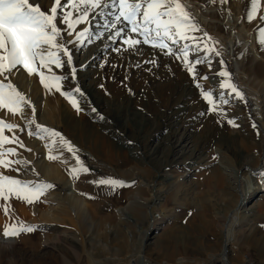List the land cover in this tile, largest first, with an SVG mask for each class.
Returning a JSON list of instances; mask_svg holds the SVG:
<instances>
[{"label": "rangeland", "instance_id": "1", "mask_svg": "<svg viewBox=\"0 0 264 264\" xmlns=\"http://www.w3.org/2000/svg\"><path fill=\"white\" fill-rule=\"evenodd\" d=\"M188 1L203 18L212 19L206 30L196 19L197 13L186 7L200 27H205L203 31L217 42L213 46L221 51L232 82L243 93L245 101L233 97L230 105L223 108L226 116H216L219 124L213 126L210 121L214 114H208L207 103L180 61L162 55L150 45L140 46L139 53L118 54L113 47L120 44L107 41V32L99 41L91 44L85 41L79 50L69 45L77 68L75 82L66 64L63 69L53 68L55 74L68 76L62 82V91L79 87L84 93L83 97L76 94L79 113L54 89L57 107L51 110L53 122H47L42 112L51 107L49 102L43 106V96L49 91L37 76L33 75L35 79L22 69L14 71L9 81L30 101L32 108L25 106L23 115H16L19 122H15L17 117L15 121L4 119L17 126L14 135L23 144V147L10 145L16 149V158L28 161L19 173L9 171L8 175L25 181H45L59 192L76 184L67 175L60 180L41 178L40 163H44L46 156H57L54 161L68 169L75 165V160L58 138L56 143H51L47 137L29 136V131H36L35 124L25 127L28 116L25 117L30 111L37 124L59 132L79 150V158L89 168L91 180L112 177L132 186L108 194L103 187L91 184L93 195L90 196L95 199H88V195L82 197L88 206L96 205L99 210L89 212L86 219L72 216L75 224L77 221L83 224L84 232L79 233L72 226L37 221V210L44 207V202L32 204L37 207L35 211L27 204L30 209L25 215L12 208L16 216L1 215L2 220L14 217L39 227L32 233L11 238L15 241L14 248H3L6 250L2 264H128L129 259L137 263L141 258L159 264L164 261L176 264L182 256L187 263L195 259L208 264H264V245L259 240L264 237V183L253 176L254 172L264 170V50L257 43L258 29L264 23L258 18L251 23L247 21L250 0H227L225 4L219 0L214 4L209 0ZM29 2L38 3L47 12L53 0ZM261 8L264 9V0ZM228 9L237 15L234 27L222 24ZM98 23L97 18L91 25L77 26V30L89 26L96 31ZM242 28L247 39L254 36L263 59L255 58L248 43L243 44L233 36ZM194 35L203 39L202 32ZM65 39H68L66 33ZM152 59L157 61L155 65L146 63ZM220 59L213 54L211 69L207 64L196 66L199 76L208 77L199 81L204 89H215L217 95L220 78L215 73L220 71ZM144 65L150 71H143ZM240 71L248 76L238 78L236 72ZM243 84L253 90L252 96L240 87ZM179 97L182 100L177 102ZM201 112L204 115H199ZM65 115L74 120L73 126L67 124ZM229 119L238 126L229 125ZM230 135L236 139L231 141ZM242 141L256 143L258 149L246 151ZM49 143L50 148H46ZM98 144L106 145L124 164L116 166L118 161L108 164L96 157L93 151ZM214 170L223 181L222 192L213 185H200L204 176ZM81 185L79 179L75 189ZM78 189L84 193L83 188ZM201 197L205 209L200 203ZM119 210L124 213L121 220L117 215ZM104 221L113 226L105 230ZM228 226L236 233V239L224 251L223 230ZM171 247L175 254L170 258L165 252ZM222 255L227 256V261H222Z\"/></svg>", "mask_w": 264, "mask_h": 264}, {"label": "snow or ice", "instance_id": "2", "mask_svg": "<svg viewBox=\"0 0 264 264\" xmlns=\"http://www.w3.org/2000/svg\"><path fill=\"white\" fill-rule=\"evenodd\" d=\"M209 2L214 4L216 0ZM219 2L225 4L227 0ZM258 12L261 13L259 16ZM97 18L99 23L96 25V31H92L89 26L77 30V26L91 25ZM257 18L264 23L261 0H250L247 21L251 23ZM105 32L107 41H111L113 45L120 44V47H113V51L118 54L139 53L140 46L150 45L162 55L180 61L192 77L194 87L200 90L201 98L207 103L208 114L223 118L226 116L223 108L230 105L233 97L245 101L243 93L232 82L221 51L213 46L217 42L203 31L181 0H53L47 12L42 11L38 3H30L29 0H0V77L3 78L0 81V109H6L13 115H23L25 106L32 108L30 101L9 81L14 71L23 69L29 76H37L46 91L55 89L59 92L79 113L81 108L76 94L83 97L84 93L79 87L62 91V82L67 80L68 76L55 74L53 68L63 69L66 64L72 81L75 82L77 68L74 66L69 45L79 50L85 41L91 44L104 38ZM201 32L203 39L194 35ZM65 33L68 39H65ZM257 43L261 45V50H264V26L258 29ZM213 54L221 57L220 71L215 73L220 78L218 95L215 89H204L199 81L207 80L208 77L199 76L196 71V66L201 64H207L211 69ZM191 55L196 58L190 59ZM146 63L155 65L157 61L152 59ZM32 110L34 113L35 109ZM92 111L96 110L93 108ZM217 122L219 123V120ZM227 123L233 127L238 126L233 119L227 120ZM32 124H35L36 131H29V136L36 135L39 139L47 137L51 143H56L58 138L60 145L72 154L75 165L67 170L70 179L76 181L82 174L89 173V168L79 158V150L59 132L42 127L34 118L29 119L25 127ZM255 127L253 124V128ZM16 128V125L0 119V202H3L0 206L3 207L5 216H10V200L16 199L32 205L43 202L41 198L54 188L45 181H25L6 174L9 171L19 173L20 167L28 164V161L16 158V149L8 146L17 144L23 147L14 134L5 135V132L13 133ZM51 143L45 147L50 148ZM48 159L56 160L58 157L49 155ZM33 172L35 173V169ZM253 176L264 183V170L254 172ZM89 183L97 188L103 187L108 194L132 186L112 177L98 178ZM87 198L95 199L93 196ZM38 227L18 219H10L3 225L2 234L5 238H18L22 234L34 232Z\"/></svg>", "mask_w": 264, "mask_h": 264}, {"label": "bare ground", "instance_id": "3", "mask_svg": "<svg viewBox=\"0 0 264 264\" xmlns=\"http://www.w3.org/2000/svg\"><path fill=\"white\" fill-rule=\"evenodd\" d=\"M46 3L48 4V3H50V1H47ZM183 3L186 5L187 8H191L193 11H195V13H197L196 15L199 18H196V19L199 21L200 25H202V24L205 25L206 30H207L208 25L213 22V21H211L212 19L210 20V19H207V18H203L202 15L194 8L193 3H191L190 1L183 0ZM227 11L228 12L226 13V17L224 18L222 24H224L226 26L229 25L230 27H234V22L236 20L237 15H234L235 13L234 14L231 13V11L229 9ZM205 27H204V29H205ZM206 30H204V31H206ZM234 34H235V37L237 38V41H241L243 44H245L246 42L248 43L247 45H249L250 48L253 50L252 52L254 53V57L255 58H257V59L258 58L259 59H263V56L260 53H258V51H257L256 41H255V38H254L253 35H251V37L247 39V37L245 36L246 35L245 32H243V28L242 29H239V30H236L233 33V36H234ZM242 34L244 35V37H243ZM245 37H246V39H245ZM132 54H135V53H132ZM257 65L258 64H256V66ZM144 67H145V69H143V71H150V69H151V68H148V66H146V65H144ZM22 71H23V69H22ZM240 72H242V71H240ZM23 73H25V72L23 71ZM147 74H146V76H148ZM236 76L238 78H243L244 76L247 77L248 75H246L244 72H242V73L236 72ZM240 87L245 91V93L249 94V97L252 96V94H253L252 91L253 90H251L247 85L243 84ZM27 90H29V89H27ZM55 94H54V89H52L50 92H46L45 93V96H43V99H45V104H43V106H47L48 105V102H49L50 103V107H51V109L48 107V108H46L45 111L42 112V115H43L44 120H46L49 123H52L53 122L52 120H53V117L54 116H52L53 115L52 111L57 107L56 106V102L54 100V95ZM181 98L182 97H179L177 102H179L180 100H182ZM173 115H176V114H173ZM27 116H28V118H27ZM216 116L217 115L214 114V116L212 117V119L210 121L211 124H213V126L216 125V124H219L217 122L219 120V117H216ZM16 117H17L16 115H13V114L9 113L6 109H0V119H5V120H9V121H15ZM65 117H66V120H67V124L70 125V126H73L74 125V120L72 118H70L71 116L65 115ZM26 118L28 120L29 119H32L33 118L32 117V112L28 111L27 114H26L25 119ZM19 119L20 118L17 117V120L15 122H19ZM76 125H77V123H76ZM34 130H36V129H34ZM13 134H14V132H13ZM5 135H8V132H5ZM9 136H11V135H9ZM230 138H231V141L234 140V139H236L234 137V135H230ZM242 145H243L242 147L246 151L247 150L249 151L251 149H253V150H257L258 149V146H257L256 143H254V144L253 143H250L249 144V142H248V144H246V142H243ZM8 146H10V145H8ZM110 151H112V150H109V148L106 145H104V144H98V145L95 146L93 153H94V155L96 157L103 159L106 163L108 162V164L109 163L110 164L113 163V161H118L119 164H117L116 166L123 165L124 164V161L122 159H117L115 156H113L111 154ZM33 153L35 154L36 152L33 150ZM52 161H54V160H49L48 159V156H46L45 159H44V163H40L41 166L39 168V171H40L39 174L41 175V178H43V179L44 178H47V179H50V180L51 179H53V180H60V179H63L64 178L63 177L64 175L69 176L68 175V171H67L68 168H66L65 166H62L61 164L57 163L56 161H54V162H52ZM6 174H8V173H6ZM69 179H70V177H69ZM79 179L81 180V184L83 186L82 185L81 186H78L75 189V185H77ZM79 179L75 181L76 184H74V182H73L74 188L72 186L71 188H69V189H67V190H65L63 192L56 191L54 188L52 190L48 191L47 194H46V196L45 197H42V201L45 203V205H44V207L42 209L37 210V207L36 206L31 205V208L33 209V211H35V210L38 211V214H39L38 216L39 217H38L37 221L42 222V223H49V224H55V223H57V224H63L64 226L68 225L70 227L72 226L73 228H75L76 229V232H78V233H79V231L84 232L83 229H82L83 224H81V225L80 224H77L78 221L76 219L75 220L77 221V223L75 224L73 222V220H72V216H75L76 215L77 218H81V219L84 218V219H86L87 218L86 216H87V214L89 212H91V213L92 212H98L99 209H98V207L96 205H89L88 206L86 200L82 197V195H80V193H82V192H80L81 190L78 189V188H83L84 193L87 194L88 196L93 195V193H92L93 190L91 188V184L89 183V181H91V179H92V175L82 174L79 177ZM71 180L72 179H70V181ZM222 183H223V181L221 179V176L219 174L216 175V170H214V171L208 173L206 176H204V179L200 183V185L201 184L202 185H213V187L215 189H217L218 191H221L222 192V190H223ZM2 203L3 202H0V205H2ZM200 203L202 204L203 209H205L206 205H204L205 204V201H204L203 197H201ZM10 205H11V207H10V215H13L14 217L16 215L13 214L12 208L15 209V210H17L20 214L22 213L23 215L27 214L29 212V209H30V208L28 209V205L26 203L23 204L21 201L16 200V199L10 200ZM104 206H105V204H104ZM106 208L108 209V207H106ZM1 215H5L2 206H0V264H2V257L5 254V251L4 250H6V249H3V248L4 247L5 248L6 247L7 248H12L13 247L12 245L15 242V241H12L11 238H5L3 236V234H2L3 225L6 222H9L10 220H8V219L2 220V216ZM117 215H118V218L121 220L120 217H123L124 216V213H123L122 210H119L117 212ZM14 217H12V218L15 219ZM30 221L33 222L34 220L33 219H30ZM86 224H89V223H86ZM89 226L92 227L91 224H89ZM112 226H113V224L111 225L109 222L104 221V229L105 230L109 229ZM225 228L226 229L223 230V239L224 240L222 242V247H223L224 251L228 247L229 243L231 241L232 242L235 241V239H236L235 238V234L236 233L233 231V229L230 226H228V228L227 227H225ZM86 230H89V229H86ZM259 240H260L261 244L264 245V237L260 238ZM185 243H187V242H185ZM170 249L171 250L165 252V254H166L167 257H170L171 258L172 255L175 254L174 253L175 251H174V247H171ZM263 249H264V246H263ZM136 255H138L137 256V258H138L139 257V254L136 253ZM132 256H133V254L130 255V257H132ZM221 259H222V261H227V256L222 255ZM168 260H170V259L168 258ZM132 261H133L132 259H129L128 260V264H130ZM184 261H186V259L183 258V256L182 257H178V259H177V263L178 264H180V263H182ZM194 261H195V259H194ZM93 264H97V263L94 262ZM162 264H168V263L164 261V262H162Z\"/></svg>", "mask_w": 264, "mask_h": 264}, {"label": "built area", "instance_id": "4", "mask_svg": "<svg viewBox=\"0 0 264 264\" xmlns=\"http://www.w3.org/2000/svg\"><path fill=\"white\" fill-rule=\"evenodd\" d=\"M140 261L139 262H135V261H132L130 264H159V263H157V262H152V261H150V260H148V259H146V258H141V259H139ZM190 261V263H187V262H182V263H180V264H195V263H200V264H208V263H204V262H201V261H199V262H197V261H193V260H189ZM135 262V263H134ZM176 264H178V263H176Z\"/></svg>", "mask_w": 264, "mask_h": 264}]
</instances>
